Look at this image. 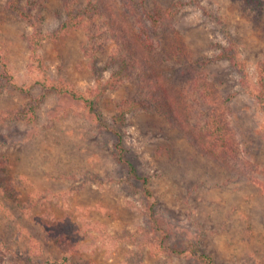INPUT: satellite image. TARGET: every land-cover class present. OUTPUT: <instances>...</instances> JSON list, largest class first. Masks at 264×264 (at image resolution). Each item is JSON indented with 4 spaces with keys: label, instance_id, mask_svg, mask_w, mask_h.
<instances>
[{
    "label": "rangeland",
    "instance_id": "rangeland-1",
    "mask_svg": "<svg viewBox=\"0 0 264 264\" xmlns=\"http://www.w3.org/2000/svg\"><path fill=\"white\" fill-rule=\"evenodd\" d=\"M7 1L0 0V264H64V251L45 239L40 220L82 236L71 264H207L195 253L211 264H264V112L227 61L197 66L233 42L257 83L264 74V13L256 17L233 0H132L152 14L176 12L172 21H159L153 43L169 58L164 70L175 85L203 73L215 82L214 97L224 99L220 106L248 165L240 173L204 156L155 112L115 121L133 84L107 91L93 113L58 95L54 84L78 93L93 88L95 68L102 82L109 80L112 44L101 41L95 59L83 52L92 34L101 39L99 20L45 40L40 72L29 68L30 23L50 34L64 19L62 4L23 0L28 21ZM177 36L186 49L175 61L168 46ZM193 105L198 112L200 103ZM204 106L207 115L212 107ZM29 107L33 122L17 115ZM118 144L127 164L117 158Z\"/></svg>",
    "mask_w": 264,
    "mask_h": 264
},
{
    "label": "trees",
    "instance_id": "trees-1",
    "mask_svg": "<svg viewBox=\"0 0 264 264\" xmlns=\"http://www.w3.org/2000/svg\"><path fill=\"white\" fill-rule=\"evenodd\" d=\"M64 10V19L50 34H44L38 30L34 22H31L33 31L26 37L30 50L31 70L45 72L46 67L42 57L38 54L43 42L47 39L56 40L67 36L74 28H79L86 20H99L102 29V37L92 34L89 37L90 46L83 49L85 56L95 59V48L101 41H109L113 49L107 56L108 67L111 73L109 80L101 81V70L95 68V86L85 93L77 92L71 84H59L52 86L58 95L71 97L83 105L84 110L93 113L97 101L109 90H116L123 83L134 85V91L117 105L118 115L115 121L124 120L128 113L136 111H150L158 114L171 127L181 130L190 139L191 145L204 156L224 168L235 169L244 173L242 169L248 167L247 163L240 159L239 147L233 136L232 128L226 120L224 109L214 97V81H209L207 74H194L192 80L175 85L165 73L167 56L153 43L154 28L164 17L172 21L176 13L167 8L161 14L159 11L151 13L142 11L136 7L132 0H124L118 6L114 0H93L85 7H78V0H59ZM241 2L242 9L256 17L264 13V0H233ZM23 0H8L7 8L18 14L20 18L29 20L30 15L22 8ZM27 13V14H26ZM165 15V16H164ZM148 21L150 24H148ZM151 25V26H150ZM97 37L99 40H96ZM169 52L176 61L177 54H184L185 44L182 37L169 38ZM170 57V55H169ZM178 60V59H177ZM227 61L230 67L239 75V85L243 91L252 96L264 112V74L260 70V79L253 84L248 78L246 65L240 60L236 45L232 42L212 60L199 61L197 66L205 69L214 61ZM2 61V73L6 75V64ZM188 89V90H187ZM227 99V98H226ZM225 99V100H226ZM200 103L198 112L193 111L195 103ZM211 106L203 113L205 106ZM17 115L25 117L29 122L35 120L33 107L27 108ZM203 109V110H202ZM200 111V112H199ZM196 112V113H195ZM203 119H202V118ZM194 121V122H193ZM118 160L127 164L123 157V150L116 146ZM134 171V169H132ZM45 228L46 240L56 244L65 256L61 262L71 264L69 254H77L82 247V236L73 228L64 225L46 223L40 220ZM197 259L211 264V259L199 254H194ZM94 264V263H86Z\"/></svg>",
    "mask_w": 264,
    "mask_h": 264
}]
</instances>
